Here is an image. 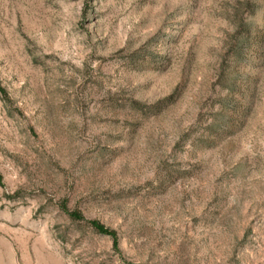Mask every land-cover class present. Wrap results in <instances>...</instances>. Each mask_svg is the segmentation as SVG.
<instances>
[{"label":"rangeland","instance_id":"374dc122","mask_svg":"<svg viewBox=\"0 0 264 264\" xmlns=\"http://www.w3.org/2000/svg\"><path fill=\"white\" fill-rule=\"evenodd\" d=\"M0 87V264H264V0H0Z\"/></svg>","mask_w":264,"mask_h":264},{"label":"trees","instance_id":"16d2710c","mask_svg":"<svg viewBox=\"0 0 264 264\" xmlns=\"http://www.w3.org/2000/svg\"><path fill=\"white\" fill-rule=\"evenodd\" d=\"M0 91H2L1 87H0ZM78 217V216H77Z\"/></svg>","mask_w":264,"mask_h":264}]
</instances>
